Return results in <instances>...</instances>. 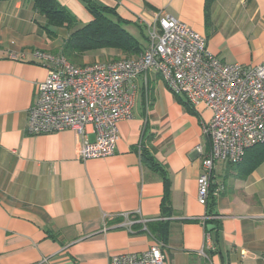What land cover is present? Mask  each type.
Returning <instances> with one entry per match:
<instances>
[{
    "label": "crops",
    "instance_id": "1",
    "mask_svg": "<svg viewBox=\"0 0 264 264\" xmlns=\"http://www.w3.org/2000/svg\"><path fill=\"white\" fill-rule=\"evenodd\" d=\"M57 1L77 28L93 20L88 0ZM90 1L115 9L144 49L150 24L170 16L205 37L223 62L264 64V0H211L208 11L207 0ZM45 26L33 0H0V264H108L154 245L165 264H263L264 160L251 171L246 155L238 165L216 162L213 187L223 191L201 205L197 181L211 145L203 129L212 111L174 94L160 74L133 81L134 119L120 123L111 157L81 160L83 140L73 131L29 134L48 74L34 53L62 55L71 33L51 28V37ZM92 54L124 56L103 50L82 64ZM209 212L217 226L212 250Z\"/></svg>",
    "mask_w": 264,
    "mask_h": 264
},
{
    "label": "built area",
    "instance_id": "2",
    "mask_svg": "<svg viewBox=\"0 0 264 264\" xmlns=\"http://www.w3.org/2000/svg\"><path fill=\"white\" fill-rule=\"evenodd\" d=\"M34 57L48 74L30 109L29 134L73 131L83 140V161L114 155L120 123L134 119L135 99L129 88L149 71L160 74L170 90L191 105L212 111L203 129L211 145L197 181L201 205L208 206L223 191L213 187L216 162L238 165L248 149L264 144V64L223 62L210 51L205 37L173 17L151 23L148 46L131 58L78 66L63 55L40 50ZM91 133L93 142L88 138ZM205 243L213 249L208 232ZM108 264H165V256L161 246L154 245L142 253L114 256Z\"/></svg>",
    "mask_w": 264,
    "mask_h": 264
},
{
    "label": "trees",
    "instance_id": "3",
    "mask_svg": "<svg viewBox=\"0 0 264 264\" xmlns=\"http://www.w3.org/2000/svg\"><path fill=\"white\" fill-rule=\"evenodd\" d=\"M210 1L207 0V11ZM33 3L35 10L46 20L45 30L48 36H54V33L50 31L51 28H64L71 31L61 54L72 64L80 63L78 66H82V58L90 52L116 50L131 58L144 50L137 38L125 28L129 23L123 20L113 8L99 6L94 1L88 0L87 9L90 11L93 20L87 25L77 28L75 16L61 6L57 0H33ZM245 155L244 164L247 165L248 170H254L264 160V144L248 149ZM154 167L156 169L159 165L154 164ZM212 217L214 215L209 212L206 226H213L210 235L214 238L212 234L217 226L213 221L215 218L211 219ZM167 232L168 230H163L162 239Z\"/></svg>",
    "mask_w": 264,
    "mask_h": 264
},
{
    "label": "rangeland",
    "instance_id": "4",
    "mask_svg": "<svg viewBox=\"0 0 264 264\" xmlns=\"http://www.w3.org/2000/svg\"><path fill=\"white\" fill-rule=\"evenodd\" d=\"M99 52V51H96ZM93 52H90V54ZM87 55V54H86ZM85 55V56H86ZM96 55V56H95ZM88 57H90L87 62L85 64H92V63H97V62H102V61H107V60H112V59H121V58H128L126 55L119 57V56H114V55H105V54H92L91 56L89 55ZM92 57V58H91ZM83 62L85 58H82ZM82 62V60H81ZM76 65H80V63H75ZM83 64V65H85Z\"/></svg>",
    "mask_w": 264,
    "mask_h": 264
},
{
    "label": "water",
    "instance_id": "5",
    "mask_svg": "<svg viewBox=\"0 0 264 264\" xmlns=\"http://www.w3.org/2000/svg\"><path fill=\"white\" fill-rule=\"evenodd\" d=\"M212 228H213L212 226H209V227H208V231H211V230H212Z\"/></svg>",
    "mask_w": 264,
    "mask_h": 264
}]
</instances>
